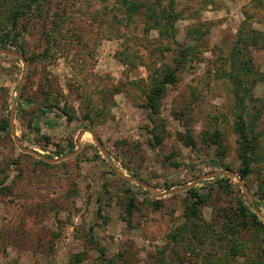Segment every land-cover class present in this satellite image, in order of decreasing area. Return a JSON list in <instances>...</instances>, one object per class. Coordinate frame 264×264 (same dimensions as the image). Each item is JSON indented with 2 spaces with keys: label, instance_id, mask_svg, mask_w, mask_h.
Segmentation results:
<instances>
[{
  "label": "rangeland",
  "instance_id": "obj_1",
  "mask_svg": "<svg viewBox=\"0 0 264 264\" xmlns=\"http://www.w3.org/2000/svg\"><path fill=\"white\" fill-rule=\"evenodd\" d=\"M215 1L208 4V0H177V8L185 16L176 25L179 41L195 44L187 38L185 28L199 22L208 33L199 43L197 55L180 68L178 82L169 84L165 90L158 116L164 121L168 135L156 146L149 143L152 135L148 127L153 123L148 109L141 105L144 94L128 83L132 79H146V67L151 61L148 56L159 54L154 53L157 31L144 32L142 14L135 16L128 26L117 21L112 28V24H103L94 15L101 9L99 0L91 3L52 0L44 5L42 19L22 21L26 25V28L20 25L23 41L28 54H32L46 47L43 31L48 26V14L77 12L67 25L64 47L52 50L47 60L35 64L27 60L19 97L24 61L0 52V120L4 117L10 120L8 130L0 128V180L6 175L3 184L10 187L0 193V264H98L100 253L91 239L104 247L107 257L128 251L131 264H205L196 256H187L179 262L178 256H183L185 251L175 246V253L167 234L176 226L171 214L179 217L184 213L181 200L185 191L194 185L203 190L209 179L216 176L232 177L237 191L246 194V197L240 195L246 206L254 201L256 205L250 209L264 220V200L257 194L264 179V161L254 165V172L247 179L240 176L237 135L232 131L234 96L226 82L213 75L222 56L232 47L243 20V8L253 0ZM109 3V6L117 5L118 1ZM199 8L198 15H194ZM261 14L263 21L255 22L254 26L264 29V11ZM118 19L126 22L121 12ZM167 54V58H162L164 62L172 60V54ZM127 56L136 62L135 66L123 61ZM254 56L264 70V49L256 50ZM162 59L157 60L159 66ZM84 60L88 66L82 69ZM85 76H88L87 87L96 94L103 95V91L98 92L107 85L119 88L111 115L95 126L84 119L80 107ZM44 88L61 100L62 106L66 103L75 109V120L68 122L57 107L40 114L39 107L46 104ZM23 93L30 105L21 103ZM193 94H199V101H195L197 104L189 116L184 104L193 99ZM254 94L264 97V82L257 84ZM180 111L185 113L183 118L178 115ZM214 114L228 116V122L220 128L227 131L226 162L233 167L230 169L221 167L213 151L207 154L202 148L196 152L178 138V133L185 131L184 122L198 136ZM46 136L52 139L50 143L45 142ZM39 139L42 141L38 142ZM70 141L75 144L72 148ZM21 147L37 154L25 152ZM62 157L65 158L57 162L49 160ZM39 158L55 164H38ZM173 162L180 165L176 167ZM227 170L235 171L237 176L221 173L203 178L205 174ZM167 185L174 187L168 190ZM129 187L143 214L137 215L136 227H130L121 213L122 192ZM174 193H181L180 200L177 198L176 204L161 212H154L153 206L145 201L168 198ZM211 213L212 207L207 206L204 217L209 219ZM163 246L168 247L166 260L160 261L159 249ZM77 254L84 259L77 262ZM255 258L256 254L251 252L238 256L234 264H252Z\"/></svg>",
  "mask_w": 264,
  "mask_h": 264
},
{
  "label": "trees",
  "instance_id": "obj_2",
  "mask_svg": "<svg viewBox=\"0 0 264 264\" xmlns=\"http://www.w3.org/2000/svg\"><path fill=\"white\" fill-rule=\"evenodd\" d=\"M48 1L52 0H0V46L23 53L28 62L32 64L47 60L52 55V50L64 47L63 41L65 38L67 39L69 31L67 25L74 20L77 12L48 14L49 20L46 19L48 26L43 31L46 47L42 52L28 54L26 42L23 41L24 32L20 28V25L24 24L22 21L25 20L27 23L33 17L42 19L45 13L44 5ZM88 1L91 3L93 0ZM117 1V5L109 6L110 0H99L101 9L94 15L101 23L112 24L113 28V24L118 21L124 22V25L128 26L134 21L135 16L142 14L144 16V32L149 34L152 30L157 31L154 53L159 54H157L158 56L153 54L148 56L151 61L150 64L147 62V78L132 79L128 83L144 94L142 97L145 99L141 105L148 109L151 123H153L151 127H148L152 135L149 143L152 146L160 145L168 135L164 121L158 116L161 99L167 86L169 84L175 85L178 82L180 68L185 66L191 57L197 55V50L200 49L199 43L204 40L208 30L201 22L197 26H188L185 28L187 38L194 41L195 44H187V42H181L177 38L179 34L176 27L177 22L185 18L183 10L177 8V0ZM214 3H216L215 0H208V4ZM243 9V20L236 31L232 47L225 56H222V62L214 69L213 75L223 79L234 96L232 131L237 135V156L240 160L237 170L243 179H247L254 172L253 169L256 167L254 165H257L259 161H264V121H262L264 118V97L254 94L257 84L264 82L263 66L256 61L254 56L256 50L264 49V29L254 26L255 22L263 21L261 13L264 11V0H253L248 7ZM120 12L126 22L118 19ZM199 12L200 8L195 10L193 14L198 15ZM23 28H26L25 24ZM127 51L129 53V49ZM167 53L172 54L170 62H164L162 59L163 56L168 57ZM122 59L124 62L127 60L126 62L129 63L130 67L136 65L135 61L129 60V56ZM158 59L163 61L160 66L157 62ZM84 66H88L87 60H84L82 69ZM82 79L85 94L79 100L81 101L80 107L84 119L90 125L95 126L111 115L114 97L119 88L107 85L105 90L98 92L102 93L103 91V95L96 94L91 91V87H87L88 76L82 77ZM45 89L46 97L43 101L46 104L39 107L40 114L45 115L47 108L57 107L62 114L66 115L68 122L75 120V109L69 108L70 106H67L66 103L62 106L61 100L54 98L51 92ZM21 97L22 104L30 105L29 100L24 97V93ZM192 98L184 104V111L189 116L192 108L199 101V94H193ZM178 115L183 118L185 113L180 111ZM227 122L228 116L225 114L211 115L210 124L198 136L195 135V131L189 126V123L184 122L185 131L178 133V138L185 146L196 152L202 148H205L207 154L213 151L221 167L230 169L233 167L226 162L229 152L226 144L227 131L220 128L222 124ZM9 127V118H2L0 128L8 130ZM41 141L38 140V142ZM51 141L49 136L45 137L46 143ZM69 144L70 148L75 146L73 141H70ZM202 144L206 147H203ZM39 163H44L47 166L55 164L46 158H39ZM173 165L178 167L180 164L173 162ZM6 177L4 175L0 180V193L2 190L10 189L8 185L3 184L7 179ZM231 179L230 176H216L209 179L203 190L194 185L185 191L181 200L184 205V213L179 217L175 216L174 213L171 214L176 226L167 234V240L174 245L175 253V246H179L185 251L183 256L177 255L179 262L187 256H196L201 258L205 264H234L238 256H247L252 252L256 254V258L250 263L264 264V220L260 218L257 212L250 209L251 205L255 207L254 201H250L249 206H246L245 200L240 196L242 193L233 186ZM173 187L174 185H167L166 189L171 190ZM131 192L130 187L125 188L122 192L121 213L130 227H136L139 221L136 220L137 215L143 216V214L139 201ZM180 194L174 193L168 198H157L151 201L146 199L145 201L153 206L154 212H161L176 204L177 198L179 200L181 198L179 197ZM257 194L261 200H264V179L260 182ZM243 195L246 197L245 193ZM167 201H169V205ZM207 206L212 207L209 219L204 217V209ZM173 210H176V207H173ZM91 240L100 253L97 258L98 264L132 263L128 260L131 258L128 251L120 252L116 256L117 258L107 257L104 247L96 244L93 239ZM167 246L159 249L160 261L166 260ZM208 246L207 250L206 247ZM75 259L80 262L84 258L81 254H77Z\"/></svg>",
  "mask_w": 264,
  "mask_h": 264
},
{
  "label": "water",
  "instance_id": "obj_3",
  "mask_svg": "<svg viewBox=\"0 0 264 264\" xmlns=\"http://www.w3.org/2000/svg\"><path fill=\"white\" fill-rule=\"evenodd\" d=\"M0 52L5 54V55H8V56H15V57H19L21 58L23 61H24V64H25V70L23 72V76L21 78V82H20V86H19V92H18V96H20V93H21V90H22V86H23V82H24V79L26 77V73H27V66H28V62H27V59L26 57L24 56V54H22L21 52L19 51H15L13 49H9V48H4L2 46H0ZM96 140L98 141V144H100V141L98 138H96ZM18 144L20 145V142H18ZM21 146V145H20ZM23 151L25 152H28V153H34V154H37L35 151L33 150H30V149H27L25 147H21ZM39 155V154H38ZM63 158L65 157H62L60 159H49L50 161H53V162H57V161H60L62 160ZM228 174V175H234V176H237V173L233 170H227V171H216V172H212V173H209V174H205L203 176V178H207V177H214L216 175H219V174ZM128 179L130 180H136V178L134 177H127ZM138 181V180H137ZM140 182V181H139ZM173 191V190H172Z\"/></svg>",
  "mask_w": 264,
  "mask_h": 264
}]
</instances>
